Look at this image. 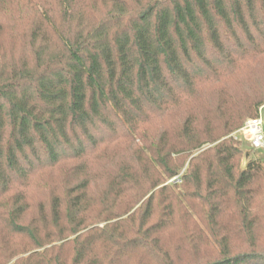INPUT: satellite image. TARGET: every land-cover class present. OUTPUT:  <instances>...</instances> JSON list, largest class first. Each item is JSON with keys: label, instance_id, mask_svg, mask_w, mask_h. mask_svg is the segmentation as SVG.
I'll return each mask as SVG.
<instances>
[{"label": "trees", "instance_id": "trees-1", "mask_svg": "<svg viewBox=\"0 0 264 264\" xmlns=\"http://www.w3.org/2000/svg\"><path fill=\"white\" fill-rule=\"evenodd\" d=\"M26 2L0 43V264H264V157L233 137L264 104V0Z\"/></svg>", "mask_w": 264, "mask_h": 264}, {"label": "rangeland", "instance_id": "rangeland-1", "mask_svg": "<svg viewBox=\"0 0 264 264\" xmlns=\"http://www.w3.org/2000/svg\"><path fill=\"white\" fill-rule=\"evenodd\" d=\"M9 1H11V0H9ZM21 2L24 4V6H22V10H19L18 12L16 11L14 13H12V12L9 13L8 11H6V13L4 15V18L0 19V20H2V27L3 26H6V28H8L7 31H6L8 33L7 34L5 33V34L2 35V37H0V43H1V41H4V44H6L8 41L14 42V41L11 40L13 38L10 37L11 34H12V32H11L12 30H13V32H16V30L20 29L19 32H21V35H23L25 33L26 36H27L29 34V32H30L33 24L35 23V20H36L34 18L35 16L32 14V12H31V10L29 8V5L27 4L26 0H22ZM7 8H9V6ZM21 46H23V42L22 41H21ZM6 48H11V47L7 46ZM16 51H17V54L21 56V53H23V47H17ZM262 62L264 64V61H262ZM259 68H262L263 75H264V66L262 65V63L260 64V66L258 67V69ZM248 73H250V74L252 73L253 74L254 71L253 70H248ZM250 74H248V76H250ZM232 82H230L228 84L227 89L236 90V92H238L239 91L238 86H235V83L233 82L234 83L233 84ZM206 88H210V86H208ZM261 112L263 114V120H264V104L259 107V114ZM263 131H264V125H263ZM235 133L233 134V137H235V139L238 140L242 144L243 150L245 152H248L251 155V158H263L264 157V152L263 151H253L251 149V147H250L249 142L245 139V137L242 134H240V133H236V134ZM217 143H213V144L208 143V144H205L203 146V149H201V151H203L205 149H208V148H211V147H214ZM196 154H198V153H196ZM241 162H243V166L245 167L247 160L246 159H243ZM168 182H167V184H168ZM147 198L148 197H146L145 200ZM93 225H99L100 227H103L105 224L104 223H101V224H92L91 227ZM180 230H181V228H179V227L175 228V230H173L174 233H171L170 232L168 235H164V239L163 240L173 241V238L176 235L175 233H180Z\"/></svg>", "mask_w": 264, "mask_h": 264}, {"label": "built area", "instance_id": "built-area-1", "mask_svg": "<svg viewBox=\"0 0 264 264\" xmlns=\"http://www.w3.org/2000/svg\"><path fill=\"white\" fill-rule=\"evenodd\" d=\"M263 114L262 112L258 117L248 119L244 126L236 133L242 134L249 142L251 149L264 152V131H263ZM235 133V134H236ZM181 175L169 180L168 184H181Z\"/></svg>", "mask_w": 264, "mask_h": 264}]
</instances>
